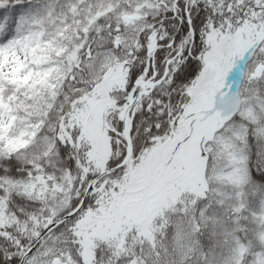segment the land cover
<instances>
[{"label": "snow or ice", "instance_id": "snow-or-ice-1", "mask_svg": "<svg viewBox=\"0 0 264 264\" xmlns=\"http://www.w3.org/2000/svg\"><path fill=\"white\" fill-rule=\"evenodd\" d=\"M0 264H264V0H0Z\"/></svg>", "mask_w": 264, "mask_h": 264}]
</instances>
